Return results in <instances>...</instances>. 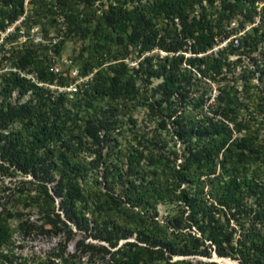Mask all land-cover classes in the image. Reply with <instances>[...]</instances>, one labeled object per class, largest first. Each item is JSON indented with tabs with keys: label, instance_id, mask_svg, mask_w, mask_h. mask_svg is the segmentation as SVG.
I'll list each match as a JSON object with an SVG mask.
<instances>
[{
	"label": "trees",
	"instance_id": "16d2710c",
	"mask_svg": "<svg viewBox=\"0 0 264 264\" xmlns=\"http://www.w3.org/2000/svg\"><path fill=\"white\" fill-rule=\"evenodd\" d=\"M22 1L0 0V31L22 14ZM93 1L83 0L81 7L67 0L50 1L58 9L65 32L88 40L79 53H84L79 74L92 72L82 83L86 85L83 93L89 88L110 100L137 93L148 113L157 111L158 127L170 124L171 137L181 145L180 160L162 153L156 137L145 138L139 148L126 154L124 178L117 191L111 166L109 170L105 166L98 180L94 172L99 166L101 138L110 129L108 116L94 110L83 119L79 134L87 136L95 148L94 157L85 163L76 156L80 138L73 137L68 127L72 115L62 107L64 94L58 93L55 104L47 109L49 101L42 96L46 90L19 74L33 72L37 80L49 82L54 76L44 70L36 48L22 45L15 51L14 71L0 75V175L30 176L33 189L25 190L18 200L35 206L40 220L34 224L23 219L19 229L56 234L67 228L55 211L57 196L63 215L84 232L74 240L73 257L85 254L89 260L85 264H218L188 258L207 257L211 251L235 258L239 264H264L263 184L246 175L247 165L264 155V145L232 136L248 128L244 120L236 119L243 101L217 87L207 111L195 113V118L185 110L188 105L197 109L203 100V90L194 89L195 73L214 81L238 61L240 53L228 59L238 49L251 62L249 74L264 77V49L259 47L264 39V5L256 8L263 0H106L99 16ZM27 2H38L37 8L47 6L39 0ZM233 19L235 24L230 25ZM245 24L251 26L244 29ZM229 36L224 45L207 52L215 41ZM61 42L54 45V51ZM128 48L138 58L132 67L122 60ZM153 49L164 54L142 55ZM254 52L257 55H251ZM152 78L159 80L148 87ZM137 80L141 90L135 85ZM248 82L247 78L243 81L245 94ZM12 91L16 98L30 91L35 104L11 102ZM256 96L262 97L259 91ZM16 121L20 126L10 129ZM143 152L147 161L139 163L134 156L141 158ZM209 174L205 182L201 177ZM49 181H53L51 191ZM97 187L104 190L97 194ZM248 196L253 197L250 203L244 200ZM158 202L175 203L176 213L160 222L155 210ZM235 230L238 238L232 241ZM72 234L68 229L65 239ZM88 236L97 243L86 241ZM6 237V231L0 230V240Z\"/></svg>",
	"mask_w": 264,
	"mask_h": 264
},
{
	"label": "rangeland",
	"instance_id": "374dc122",
	"mask_svg": "<svg viewBox=\"0 0 264 264\" xmlns=\"http://www.w3.org/2000/svg\"><path fill=\"white\" fill-rule=\"evenodd\" d=\"M39 1H41V3H47V6L44 8H37L38 2L31 5L27 0H23L22 14L19 15L14 22L7 24L4 29L0 31V43L3 42V40L5 42L3 45L4 50L0 52V75L6 74L8 71H14L15 67L12 61L15 51H18L22 45H30L37 49L38 57L44 70L53 73V80L50 82L46 80H37L33 72L23 73V71H20L19 74L29 78L30 81L36 82L37 85H40L41 88L46 90L42 93V96L46 101H49L46 102V106H44L47 107V109H49V106L55 104L58 93L64 94L65 99L62 101V107H65V109L69 111V114L72 115V119L67 122L69 125L68 127L72 128L71 134L73 137L80 138L81 150L77 152L76 156L85 163L94 157L91 151L95 148L87 136L79 134L83 119L95 113L93 112L94 110H100L103 114L107 115L110 121V129H108L106 134L101 138L100 145H102V148L101 155L98 158L99 166L94 173L99 176V180L105 166H108L107 170H109V166H111L115 173L113 174V179L115 180L114 189L116 191L119 189L120 183H122L124 178V161L126 154L139 148L140 141H145V138L156 137V139L161 142L162 153L169 155V157L176 160V162L179 161L181 145L177 140L171 137L170 124L166 122L165 128L158 127L157 121L159 117L157 111H154L152 114L148 113L137 93H129L126 97L111 100L104 96L95 95L89 88H86V94H84L82 89L83 86L86 85H82L80 79L75 80L76 84L79 82L75 92L69 93V91L66 90L67 85L74 81L73 76H70L71 71L73 69L79 70L82 67L84 53H79L88 40L81 39L76 34L65 32L64 25L60 22L61 17L58 15V9L50 3L51 0ZM67 1L72 5L74 3L77 4L78 7H81L83 0ZM56 2L59 4L60 0H56ZM105 2L106 0L93 1V6L96 7V14L98 16L101 13V8H104ZM261 5H264V0L257 4L256 8L258 9ZM254 20L257 22L258 17H255ZM231 24H235L234 19L230 22V25ZM250 26L249 24H245L244 29H248ZM261 29L264 31V25H262ZM7 36H9V38ZM231 36L224 40L215 41L211 49L207 52H214L216 48L224 45ZM61 39L62 42L60 43L59 50L54 51V45ZM259 47L264 49V39ZM112 48H114L113 45ZM238 53H240L238 61H235L234 65H232V67L230 66L227 72L220 73L216 76L214 81L207 77L201 78L195 73V77H197L198 80L194 85V89L197 93H201L203 90V100L197 109H191L190 105H188L185 110L191 116L196 115L195 113L201 114V112L207 111L211 104L212 97L217 93V87H224L225 90L233 93L239 101H243L244 107H240L236 119L244 120L245 124L248 126V128L242 129L239 132L232 133V136L235 138H247L253 141L255 145H264V77L258 78L257 73L253 75L249 74L250 69H252L251 62L245 57L243 52L239 51V49L237 52L228 54V59L230 61L236 59ZM145 54L152 56L158 54L160 56L163 55L164 52H161L159 49H153L149 52L142 53V55ZM186 54H188V52ZM251 55L257 54L254 52L251 53ZM137 59L136 53L130 48H128V52L122 58L123 62L126 63L128 67L134 66ZM241 70H243V72ZM90 73L92 76V72ZM243 78H247L249 81L246 84V94L242 88V85H244ZM158 80L159 79L152 78L148 87L153 86ZM135 85L139 90L142 89L138 80ZM258 91L261 93L262 97L256 96ZM242 92L245 94L244 96ZM16 96V91H12L9 98L10 101H30V103L35 104V96H33L30 91L25 92L18 98H16ZM73 100L78 101V104L74 105ZM19 126L20 122L16 121L10 124L9 128L13 130L17 129ZM146 154L147 152H143L141 158H139L138 155L134 157L140 159L139 163H146ZM218 170V167H216L215 173ZM89 175L91 176V174ZM246 175H253L256 181L263 184L262 199H264V155H261L247 165ZM90 176L86 178L88 182L91 179ZM211 176V174L207 177L203 175L201 178L206 182L208 177ZM146 177L148 178V176ZM28 180H31L30 176H24L20 173H16L12 176L0 175V230H4L7 233V237L0 240V264H85L89 261L85 254H82L80 257H73L74 240L83 235L84 232L82 229L79 230L74 227L73 219H67L63 215L61 208H58L59 198L57 196L54 197L55 211L59 212L60 219H63L67 228L64 227L56 234H44L37 230L25 233L19 229L18 223L23 219H26L28 222H33L34 224L40 223L38 219L39 214L35 206H24L20 200H18V197L23 195L25 190L29 188L33 189V184ZM52 183L53 181L47 182L49 191H51ZM18 190H22V192ZM94 190L98 194L104 189L97 187ZM203 191H207L206 185H204ZM32 192L33 190L30 191V193ZM244 200L250 203L253 197L248 196ZM175 205V203L168 202L156 203V218L161 222L174 215L176 213ZM90 207L91 205H89V208ZM85 216L91 219V214L88 211H85ZM233 223V221H229L230 226H233ZM68 229L72 233L74 232V236L72 234L71 237L66 240L65 236L68 234ZM191 230L195 232L193 228H191ZM259 230L258 233L261 234V229ZM236 238H238V231L235 230V232L232 233V241ZM129 239H132V236L129 237ZM85 240L97 243V241L89 236L86 237ZM59 255L60 257H57ZM216 256L217 255L211 251L207 257L196 255L188 256V258L191 259V261H217L216 263L218 264H239L235 258L227 257V259L221 257L226 259L225 262H221V260L217 258L220 256ZM61 257H63L64 260H62ZM174 258L184 257L174 256Z\"/></svg>",
	"mask_w": 264,
	"mask_h": 264
},
{
	"label": "built area",
	"instance_id": "2783aa9c",
	"mask_svg": "<svg viewBox=\"0 0 264 264\" xmlns=\"http://www.w3.org/2000/svg\"><path fill=\"white\" fill-rule=\"evenodd\" d=\"M70 76L72 77L73 76V78H74V81H73V83L71 82V83H69L68 85H67V87H66V90L67 91H69V93H72V92H75L76 91V88L78 87V83L76 84L75 82V80L76 79H80L81 81V83H84L85 81H87L88 79H90L91 78V73H87V74H84V75H81V74H79V72H78V70L77 69H73L72 71H71V74H70ZM82 78H84V79H82ZM84 80V81H83Z\"/></svg>",
	"mask_w": 264,
	"mask_h": 264
},
{
	"label": "bare ground",
	"instance_id": "6f19581e",
	"mask_svg": "<svg viewBox=\"0 0 264 264\" xmlns=\"http://www.w3.org/2000/svg\"><path fill=\"white\" fill-rule=\"evenodd\" d=\"M216 257H217V256H216ZM217 258H218L219 260H221V262H222V261H224V262H225V260H226V259H224V258H221V257H217ZM229 261H230V260H229Z\"/></svg>",
	"mask_w": 264,
	"mask_h": 264
},
{
	"label": "water",
	"instance_id": "95a60500",
	"mask_svg": "<svg viewBox=\"0 0 264 264\" xmlns=\"http://www.w3.org/2000/svg\"><path fill=\"white\" fill-rule=\"evenodd\" d=\"M217 262V261H216Z\"/></svg>",
	"mask_w": 264,
	"mask_h": 264
}]
</instances>
